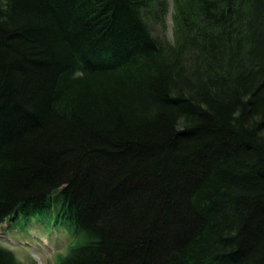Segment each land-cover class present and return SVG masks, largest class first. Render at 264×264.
Wrapping results in <instances>:
<instances>
[{
    "label": "trees",
    "instance_id": "1",
    "mask_svg": "<svg viewBox=\"0 0 264 264\" xmlns=\"http://www.w3.org/2000/svg\"><path fill=\"white\" fill-rule=\"evenodd\" d=\"M172 1L0 0V226L58 264H264V0Z\"/></svg>",
    "mask_w": 264,
    "mask_h": 264
},
{
    "label": "rangeland",
    "instance_id": "2",
    "mask_svg": "<svg viewBox=\"0 0 264 264\" xmlns=\"http://www.w3.org/2000/svg\"><path fill=\"white\" fill-rule=\"evenodd\" d=\"M170 13L167 18L170 37L173 32V1L170 0ZM15 227L0 226V244L15 251L20 261L30 264L36 261L38 264H58L60 256L65 253L67 239L66 234L48 237L50 233L35 227L32 231L16 230Z\"/></svg>",
    "mask_w": 264,
    "mask_h": 264
}]
</instances>
